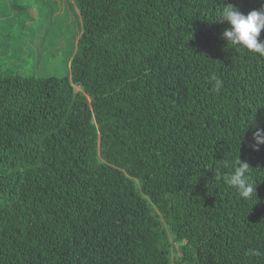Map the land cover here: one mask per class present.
<instances>
[{
  "label": "trees",
  "instance_id": "1",
  "mask_svg": "<svg viewBox=\"0 0 264 264\" xmlns=\"http://www.w3.org/2000/svg\"><path fill=\"white\" fill-rule=\"evenodd\" d=\"M71 3L65 74L0 69V264H264V56L214 21L264 0Z\"/></svg>",
  "mask_w": 264,
  "mask_h": 264
},
{
  "label": "rangeland",
  "instance_id": "2",
  "mask_svg": "<svg viewBox=\"0 0 264 264\" xmlns=\"http://www.w3.org/2000/svg\"><path fill=\"white\" fill-rule=\"evenodd\" d=\"M70 1L0 0V69L65 74L79 29Z\"/></svg>",
  "mask_w": 264,
  "mask_h": 264
},
{
  "label": "clouds",
  "instance_id": "3",
  "mask_svg": "<svg viewBox=\"0 0 264 264\" xmlns=\"http://www.w3.org/2000/svg\"><path fill=\"white\" fill-rule=\"evenodd\" d=\"M214 21L227 24V27L222 32V38L226 41V45L264 56V40L258 39L262 29H264V4L261 5L260 9L250 10L247 14L242 13L233 4H225L219 9L217 18ZM222 87V80L214 78V89L220 90ZM253 126L255 127V125ZM261 145H264V130L255 127L248 146L252 150H259ZM226 168L230 169L222 177L226 184L232 187L243 201L252 202V205L255 204L258 200L256 194L258 183L252 178V170L254 168L247 161H241L239 156L232 163L225 160L217 167V171L221 172ZM248 254L258 255L259 253L255 249H250Z\"/></svg>",
  "mask_w": 264,
  "mask_h": 264
}]
</instances>
